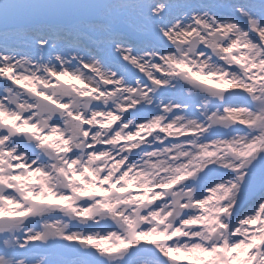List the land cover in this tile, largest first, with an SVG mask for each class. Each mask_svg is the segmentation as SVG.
<instances>
[{
    "label": "snow or ice",
    "instance_id": "6c2138e0",
    "mask_svg": "<svg viewBox=\"0 0 264 264\" xmlns=\"http://www.w3.org/2000/svg\"><path fill=\"white\" fill-rule=\"evenodd\" d=\"M66 2L104 7L43 10L41 0H0V207L18 210L13 217L0 218V257L15 248L17 254L43 257L44 264H264V0ZM57 45L70 46L78 54L70 59L56 55L55 66L43 69L35 64L19 68V58L9 55L37 54ZM175 52L184 59L177 62L169 55ZM210 61L218 64V71L208 75ZM71 64L79 71L73 72ZM165 64L186 69L185 83H173L177 73L163 71ZM41 72L47 79L42 88H31L35 101L9 105L8 86L28 91L25 79L35 82ZM60 84L71 87L60 96L43 90ZM198 85L213 89V94L194 98L191 89ZM117 95L125 102L113 108ZM157 96L162 99L152 106ZM81 105L92 111L79 114ZM105 110L115 121L109 136L130 118L135 124L126 130L145 124L154 129L151 135L141 133L144 143L130 149L133 155L166 152L184 170L183 185L191 187L198 177L210 190L169 203L166 197L145 195L151 193L150 185L137 186L136 191L132 183L120 187L127 163L114 177L105 170L97 182L124 197L115 205H101L124 226L119 244L111 247L104 236L112 224L97 220L82 231H75V224L60 228L38 220L24 198L14 199L17 192H26L31 202L41 203V195L30 186L47 180L26 140L47 146L53 135H60L69 146L65 167H70L81 147H71L70 137L79 136L86 138V152L95 159L112 147L94 143L93 134L102 125L93 123L92 114ZM183 117L191 118V126L181 128L183 135L172 134L169 130ZM221 189L222 196L217 194ZM44 191L51 192L46 186ZM96 192L97 200L110 194L101 188ZM56 195L51 192L43 203L63 205L65 200ZM142 203L151 205L150 214L141 213ZM133 208L137 213L130 216ZM85 216L80 213V218ZM8 232H14L15 244Z\"/></svg>",
    "mask_w": 264,
    "mask_h": 264
},
{
    "label": "clouds",
    "instance_id": "9594fccd",
    "mask_svg": "<svg viewBox=\"0 0 264 264\" xmlns=\"http://www.w3.org/2000/svg\"><path fill=\"white\" fill-rule=\"evenodd\" d=\"M43 10H56V9H66V8H79V7H104L103 3L95 4H84L75 2H66V0H41L38 5ZM78 54L77 52L70 49V46L57 45L56 48L51 46L37 54L26 53V52H13L9 55L19 58L18 67L22 69H27L31 64L37 65L38 69H43L47 66H55L53 57L56 55L65 56L66 59H70L73 55ZM82 54V53H79ZM175 57L177 62L184 59L183 53L175 52L170 53ZM73 72L79 71V68L75 64L69 65ZM162 70L165 72H175L176 76L172 78L173 83H185L187 78V70L178 68L176 64L172 65H162ZM218 71V64L216 62H209L206 74L211 75ZM47 77L41 72V77L37 81H32L31 79H25L23 87L29 89L28 91H21V88H16L14 85H9L11 89L8 103L9 105L14 104H27L35 101L36 97L31 94V88H42L44 81ZM222 82V81H221ZM71 86H65L60 84L58 87L53 89H43L45 91L54 92L56 95H63L64 92ZM189 89L185 88V94H188ZM213 89L206 86L198 85L191 89L192 96L194 98H206L213 94ZM131 99V98H128ZM136 99H140L137 97ZM162 98L157 96L155 102L152 106L159 103ZM113 108L124 104L125 98L122 95H117L112 98ZM129 107H134V104H129ZM149 106V105H145ZM82 109V111H81ZM79 114L84 112L92 111L91 109H83L81 105L77 108ZM124 112H120L122 117ZM47 114H45V117ZM112 113L110 111L93 112L92 120L93 123H99L102 125L101 129L94 133V143H111V149L102 151L96 154L97 158H93L92 153H87L86 148V138L84 140L80 139L79 136L72 139L71 147L76 148L81 146L78 151V155L72 157V166L65 167L68 163V145H66L60 135H53L52 139L48 141L47 146H41L35 141L26 140L25 143L28 144L30 148V155H34L40 162V166L45 170L47 180L45 185L36 184L30 186V189L34 194L41 195V203L34 204L31 202V198L26 196V192H17L15 198H24L25 202L28 203L30 208H35L34 215L38 220L49 221L54 223L60 228H72L75 224L78 227L74 229L75 231H82L85 228H92L93 224L98 220L100 224H112L114 227L105 232V239H109L108 246H114L119 244L120 234L124 231V226L122 222L112 219L111 212L104 209L101 205L102 203L117 204L118 201L122 200L123 194L113 191L109 185L107 188L104 187L102 182H97L101 174L107 170L109 177H114L116 172H119L120 167L124 163H127L128 167L125 173H121L125 179L120 184V187L127 189L128 184H133V191L137 190V186L143 187L145 185L151 186V193L146 192L145 195H149L150 198L157 196L166 197L169 203L173 201L185 199L186 197H194L200 190L205 189L202 184L199 183L198 177H193L197 182L191 187L183 185L181 176L184 170L177 165L175 160H169L166 152L157 153L153 150V155H149L144 152H137L133 155L130 150L132 147H138L139 144L144 143L145 136L141 135L142 132H146L147 135H151L154 129L145 124L143 128L140 126L135 127L131 130L129 125L135 124V119L130 118L127 123L122 124L121 128L113 135L109 136V132L112 131V126L115 121L112 120ZM189 117H183L176 121L177 127L170 129L169 131L175 135H183L181 131L182 127H190ZM82 126V125H81ZM56 125L55 128H59ZM91 131V129H89ZM52 133L50 132L49 135ZM82 134V133H81ZM103 137H108L104 140ZM135 142V143H134ZM117 147L120 151H116ZM128 151V155L124 156L122 153ZM59 152H64V156H59ZM115 152L116 155L121 156L120 161H115V156L112 153ZM227 158H231L230 156ZM63 161V162H62ZM112 161L113 163H110ZM87 168L88 171H84ZM92 172L94 175L90 176L88 173ZM79 176L81 179L77 180L75 177ZM119 179V178H117ZM176 181V184H173ZM211 183V181H209ZM164 185L169 187L164 188ZM177 185H182L177 187ZM47 187L58 195L55 196L56 199L63 198L65 203L63 205H48L43 203L46 201L51 194L50 191H44V187ZM161 187L162 191L156 192L155 188ZM101 188L104 192L110 193L107 197H102L100 200L96 199L97 192L96 189ZM176 190L173 191L172 189ZM210 191V190H209ZM67 192L68 195L64 196ZM82 193H88L87 196L82 195ZM217 194L222 196L223 190H218ZM151 205L149 203H142L140 205L141 213L150 214ZM121 211L126 209L121 207ZM80 213H85L86 216L82 219L80 218ZM137 210L135 208L131 209L128 213L130 216H135ZM18 214V210L13 206L0 207V218H10ZM5 223H16L11 219H5ZM95 232H100L102 229L94 228ZM6 236H11V244H15L14 232L5 233ZM8 252L11 255H5L0 257L5 264H11L15 261V264H44V258L40 256L27 257L22 254H17L15 248H8Z\"/></svg>",
    "mask_w": 264,
    "mask_h": 264
}]
</instances>
